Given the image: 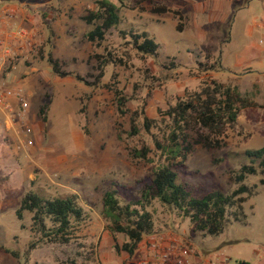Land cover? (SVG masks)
<instances>
[{"label": "rangeland", "instance_id": "rangeland-1", "mask_svg": "<svg viewBox=\"0 0 264 264\" xmlns=\"http://www.w3.org/2000/svg\"><path fill=\"white\" fill-rule=\"evenodd\" d=\"M97 1L0 0V38L12 47L0 75V245L19 255L0 249V264L142 261V242L133 255L115 248L125 237L118 233L115 240L106 228L104 194L117 183L126 198L140 196L141 187L164 162L156 144L169 130L164 111L180 98L214 86L212 81L235 88L254 104L243 107L222 136L212 137L221 145L211 150L195 144L200 133L208 131L189 128L195 149L179 180L193 185L197 195L213 188L230 192L237 185L229 170L250 161L247 149L264 145V52L258 54L264 49V30L259 27L264 0H124L122 17L160 43L157 56L137 52L119 28L110 29L101 45L89 41L85 35L92 25L83 17ZM156 5L179 9L182 17L154 13ZM49 51L66 61L64 69L91 82L98 74L95 53L111 51L127 58V64H108L99 82L87 84L56 75L45 58ZM114 81L128 98L125 114L115 92L106 86ZM21 97L29 102L27 109ZM43 104H48L44 113ZM135 113L140 132L131 134ZM145 115L155 119L150 131L144 126ZM143 146L150 148L148 159L133 155ZM261 178L257 173L245 181L254 187L244 203L246 219L229 222L220 234L194 230L189 218L158 199L149 206L156 226L153 234L167 232L177 236L170 240L177 248L189 246L208 258L222 254L229 264H264ZM30 188L81 196L91 211L77 238L29 247L34 239L31 214L19 220L16 209Z\"/></svg>", "mask_w": 264, "mask_h": 264}, {"label": "trees", "instance_id": "trees-1", "mask_svg": "<svg viewBox=\"0 0 264 264\" xmlns=\"http://www.w3.org/2000/svg\"><path fill=\"white\" fill-rule=\"evenodd\" d=\"M118 1L120 5L115 0H98L97 6L87 11L83 19L92 27L86 32V38L101 45L110 29L119 28L124 37L129 36L128 42L137 52L159 55L160 43L147 30L137 28L133 23L124 20L121 15V5H125V1ZM151 10L159 14L174 12L182 17L179 9L166 5H156ZM181 28L182 25L179 26L180 30ZM94 57L97 59L98 74L95 76L96 81L91 82L77 71L64 69L66 61L56 58L51 51L45 56L56 75L74 76L87 84L99 82L108 64H127V58L115 55L111 51L95 53ZM118 83L119 81H114V83H106V86L115 92L119 110L125 114L128 112L126 107L128 98L118 87ZM212 83L214 86L210 84L204 86L201 90L180 98L164 111L169 118V130L163 141L156 139L164 162L156 168L150 181L141 187L140 196L126 198L124 191L115 187L117 183L105 192L103 214L107 221L106 228L115 240L118 233L125 237L122 244L116 243L115 248L118 251L125 250L133 255L144 237L156 231L154 215L149 209L155 199L175 209L184 218H189L194 230L210 235L220 234L233 220L246 219L244 203L254 194V187L247 185L245 181L250 175L261 173L260 182L264 185V145L260 148L247 149L245 154L250 161L229 170L230 180L237 185L230 192L213 188L202 195H197L193 185L179 180L185 172L181 168L185 166L188 155L194 151V145L202 144L208 150L220 146V140L212 137L222 136L226 126L237 122L241 109L248 104H254L242 98L235 88L217 81ZM46 107L48 104L42 105V113L45 112ZM136 118L137 113L132 115L131 134L140 132ZM153 121L155 119L144 116V126L147 131H150ZM196 126L207 130L208 133L201 132L194 144L190 140L189 128ZM149 151L148 146H143L139 149L135 148L133 155L148 159ZM43 191L46 190L30 188L25 192L16 209L19 220H23L26 213L31 214L29 229L34 239L30 248H35L38 244L71 242L78 237L91 211H88L85 201L79 194L62 195ZM0 249L16 258L19 257L16 251L3 245H0Z\"/></svg>", "mask_w": 264, "mask_h": 264}, {"label": "built area", "instance_id": "built-area-1", "mask_svg": "<svg viewBox=\"0 0 264 264\" xmlns=\"http://www.w3.org/2000/svg\"><path fill=\"white\" fill-rule=\"evenodd\" d=\"M264 25V18L261 21V24ZM12 53V47L10 44L5 43L2 38H0V75L5 68L6 65V57ZM22 101V106L24 109H27L29 107V102L27 100H24L23 97L20 98ZM157 241H154L152 244L154 251L157 253V255H162L165 263L170 262L171 264H194L191 260V257L193 255H196V251L189 246H185L182 248H177L176 245L170 243L171 245L167 248L166 251L161 252L160 247H158L157 244H155ZM155 245V246H154ZM173 256V257H172ZM214 257V258H213ZM213 257H209L207 260V264H229V260L222 254H216ZM136 264H148L146 261L142 260L139 261ZM196 264V263H195ZM237 264H248L246 262L240 261Z\"/></svg>", "mask_w": 264, "mask_h": 264}, {"label": "crops", "instance_id": "crops-1", "mask_svg": "<svg viewBox=\"0 0 264 264\" xmlns=\"http://www.w3.org/2000/svg\"><path fill=\"white\" fill-rule=\"evenodd\" d=\"M259 27L261 29L264 30V25H259ZM248 35L250 34V36H252L254 34V31L251 33V29L247 30ZM252 34V35H251ZM264 34V33H263ZM262 42V40H261ZM260 52H258V54L260 55L261 52H264V49H259ZM262 64V62H260ZM177 236L171 235L167 232H163V233H156V234H151V235H147L144 237L143 241H142V260L146 261L149 264H171L170 262L165 263L162 255H157V253H155L154 248H153V242L157 241L155 244L158 245V247H160L161 252H164L167 250V248L171 245L170 244V240H177L176 239ZM146 240L149 241L151 243V245L149 247L146 246ZM172 243V242H171ZM155 246V245H154ZM208 257L203 256L199 253H197L196 255H193L191 257V260L193 261V263L195 264H207V260Z\"/></svg>", "mask_w": 264, "mask_h": 264}]
</instances>
